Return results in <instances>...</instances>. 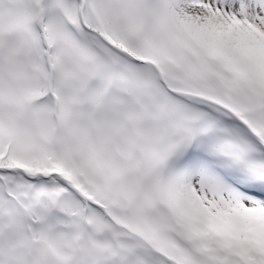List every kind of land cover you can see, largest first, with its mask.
Wrapping results in <instances>:
<instances>
[{
    "label": "snow or ice",
    "instance_id": "6c2138e0",
    "mask_svg": "<svg viewBox=\"0 0 264 264\" xmlns=\"http://www.w3.org/2000/svg\"><path fill=\"white\" fill-rule=\"evenodd\" d=\"M0 264H264V0H0Z\"/></svg>",
    "mask_w": 264,
    "mask_h": 264
}]
</instances>
